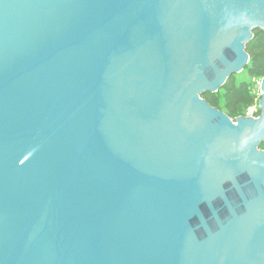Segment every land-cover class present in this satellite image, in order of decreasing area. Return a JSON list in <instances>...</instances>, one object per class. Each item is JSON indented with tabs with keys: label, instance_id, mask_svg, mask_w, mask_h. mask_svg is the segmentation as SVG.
Wrapping results in <instances>:
<instances>
[{
	"label": "water",
	"instance_id": "water-1",
	"mask_svg": "<svg viewBox=\"0 0 264 264\" xmlns=\"http://www.w3.org/2000/svg\"><path fill=\"white\" fill-rule=\"evenodd\" d=\"M264 0H0V264H264L259 117L211 105Z\"/></svg>",
	"mask_w": 264,
	"mask_h": 264
},
{
	"label": "trees",
	"instance_id": "trees-1",
	"mask_svg": "<svg viewBox=\"0 0 264 264\" xmlns=\"http://www.w3.org/2000/svg\"><path fill=\"white\" fill-rule=\"evenodd\" d=\"M250 62L245 69L233 74L218 92H206L203 97L213 106L236 119L257 105L259 96L257 82L264 77V30L257 29L253 39L247 44ZM261 111L258 110L260 115ZM264 149V142L261 144Z\"/></svg>",
	"mask_w": 264,
	"mask_h": 264
},
{
	"label": "built area",
	"instance_id": "built-area-1",
	"mask_svg": "<svg viewBox=\"0 0 264 264\" xmlns=\"http://www.w3.org/2000/svg\"><path fill=\"white\" fill-rule=\"evenodd\" d=\"M261 86H262V80H259V81L257 82V85H256L257 90H258V96H259V99H258L257 105L251 107V108L247 111V113H246L245 116H248V117H256V118L259 117V114H258V110L260 109V108H259V100H260V98H261V96H262V93H263V91H262V89H261Z\"/></svg>",
	"mask_w": 264,
	"mask_h": 264
},
{
	"label": "rangeland",
	"instance_id": "rangeland-1",
	"mask_svg": "<svg viewBox=\"0 0 264 264\" xmlns=\"http://www.w3.org/2000/svg\"><path fill=\"white\" fill-rule=\"evenodd\" d=\"M242 73H239L238 76L241 77Z\"/></svg>",
	"mask_w": 264,
	"mask_h": 264
}]
</instances>
